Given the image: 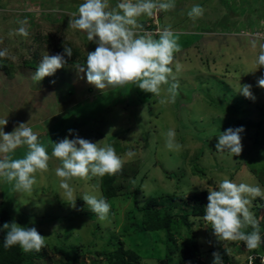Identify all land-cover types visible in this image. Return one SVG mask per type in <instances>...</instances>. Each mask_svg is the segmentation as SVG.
I'll use <instances>...</instances> for the list:
<instances>
[{"label":"rangeland","instance_id":"obj_1","mask_svg":"<svg viewBox=\"0 0 264 264\" xmlns=\"http://www.w3.org/2000/svg\"><path fill=\"white\" fill-rule=\"evenodd\" d=\"M119 2L109 0L110 7ZM81 3L83 0H0V50L6 48L9 57H14L0 58L7 64L6 71H0V119L8 120L3 130L11 133L20 123L29 122L34 132L42 129L48 133V137L39 138L48 145V153L52 151L51 141L75 139L78 135L93 143L105 139L102 143L112 144L118 155L124 156L129 150L135 155L118 172L120 194L107 200L111 208L103 220L82 198L84 193L103 197L101 178H73V197L69 199L60 188L61 178L55 174L61 166L58 158L52 157L48 170L36 174L37 183L30 192L13 191L12 186L0 181V214H10L12 222L35 227L47 237V246L33 264H111L116 259L110 256L120 245L137 253L139 264H213L212 254L217 251L224 264H247L249 257L264 253L261 246L249 250L242 241H219L202 218L191 216L190 230V223L178 217L183 215L180 211L192 213L194 196H204L208 204V189H214L225 177L264 188V88L257 85L258 78L264 76V67L259 68L256 62L264 49V0H175L173 10L139 18L143 30L155 39L169 26L180 34L181 50L175 54L180 71L176 75L179 89L186 92L183 90L174 103L166 104L134 84L100 90L87 82L86 71L80 73L76 64H66L39 82L31 78L37 67H27V61L35 60L39 65L44 55L63 54L65 47L72 48L78 55L76 60L86 68L87 52L94 51L97 44L88 41L85 32L69 27L71 14ZM194 5L205 9L203 16L195 20L187 14ZM25 18L28 35H18L17 20ZM214 79H218L214 85L219 80L224 84L214 86ZM240 83L252 85L255 100L238 92ZM202 84L205 89L212 88L211 105L204 92L190 93L189 88L197 89ZM233 91L249 103L237 102L250 114L236 119L243 120L236 127L245 130L241 133L243 150L239 156L216 149L218 135L237 116L228 110L234 101ZM74 93L76 101L70 97ZM86 95L94 97L82 101ZM75 102L77 107L69 110ZM191 126L199 133L214 129L217 133L199 139L189 133ZM169 129L175 130L176 140L182 145L179 151L166 147ZM26 152L27 147L21 146L13 156L21 158ZM140 168L135 184L139 185L140 178L144 180L135 190L131 182ZM95 185H99L98 190ZM151 197L164 202L175 199L173 204L178 206H167L172 208L171 213L178 212L170 221L173 235L167 229L143 231L148 214L137 207ZM154 210L166 208L157 206ZM252 211L260 222L264 244V199L256 198ZM190 237L196 240L200 257L186 263L180 250ZM60 247L75 250L71 263H66Z\"/></svg>","mask_w":264,"mask_h":264},{"label":"clouds","instance_id":"obj_2","mask_svg":"<svg viewBox=\"0 0 264 264\" xmlns=\"http://www.w3.org/2000/svg\"><path fill=\"white\" fill-rule=\"evenodd\" d=\"M174 8L175 0H120L115 7H110L109 0H83L77 12L71 14L69 27L85 32L88 41L95 42L97 47L87 52L86 68L80 64L75 67L80 73L86 71L87 82L100 90L134 84L140 90L160 97L161 104L174 103L180 87L176 75L180 65L175 59V54L181 50L180 34L169 26L160 30L159 38L155 39L138 22L143 15L151 17L156 11L166 12ZM204 11L202 6L194 5L187 14L195 20L202 17ZM17 23L20 27L16 34L27 36V18L17 20ZM72 55L70 47H65L63 54L44 55L31 78L39 82L54 75L67 64L65 56L70 58ZM5 57H9L6 48L0 50V58ZM256 62L259 68L264 67V49ZM257 85L264 88V76L258 78ZM251 89L252 85L240 83L238 92L255 100ZM162 91L165 92L163 96ZM7 123V119H0V181L12 186L16 192L32 191L37 183L36 174L47 171L49 160L55 157L61 161V166L55 169L56 176L61 178L60 188L71 199L73 188L70 181L73 178L114 175L122 171L128 158L135 155L131 150L124 156L118 155L112 144L102 143L105 139L93 143L78 135L75 139L51 141L52 152L49 155L48 145L39 140L29 122L20 123L11 133L3 130ZM242 132L244 128L239 127L220 133L217 152L239 156L243 150ZM21 146H26L27 152L21 158H14L15 150ZM166 147L170 151L182 148L173 129L166 133ZM95 188L98 190L99 185ZM258 197L264 199V188L258 183H237L225 177L216 183L214 189H208V204L202 219L211 226L219 241H242L247 249L255 250L262 243L260 222L252 211L253 201ZM82 198L101 220L108 216L111 205L105 198L89 193H84ZM72 205L75 206V201ZM249 227L251 231H247ZM0 231L6 232L5 248L18 245L28 253L39 252L47 246V237L35 227L21 226L13 221L4 223ZM212 255L213 264H224L220 252ZM252 260L253 257H249L250 264ZM261 264H264V256Z\"/></svg>","mask_w":264,"mask_h":264},{"label":"trees","instance_id":"obj_3","mask_svg":"<svg viewBox=\"0 0 264 264\" xmlns=\"http://www.w3.org/2000/svg\"><path fill=\"white\" fill-rule=\"evenodd\" d=\"M145 28V26H144ZM76 57H78V55L76 54V52H73L72 57H67L65 56V59L67 60V65H72V64H81L82 62H80L79 60H76ZM27 67L31 68V67H38V64H36L35 60H31L30 62L27 61L26 62ZM7 64L5 63H1L0 62V71H6L7 69ZM218 79H214L213 80V85L215 84V81ZM220 83H223L221 80H219ZM219 82L214 85V86H219ZM220 87V86H219ZM190 89V93H192V96L194 94H197L198 92H204L207 96L205 97V99L208 101V103L211 105L212 103V99L210 98V90L212 89H205L202 85H198L197 89L195 88H189ZM222 89V88H221ZM186 92V89H178L179 93H182V91ZM199 94V93H198ZM238 92L233 91V93H231V97L234 100L232 103L229 104L228 107V101L225 104V106H227L228 108L225 109V111L228 109L229 112L233 113V114H237L236 118L232 119L233 123H231V125H229L227 127V129L229 128H239L236 127L237 123H243L241 120V122H238L236 119L239 116H241L242 118H245V115H250L249 112L247 113L245 111V109H243V106H239L237 105V102H242L243 104H245V102H247V100L240 98L241 96H238ZM191 96V99H192ZM230 96V95H229ZM186 98V97H185ZM191 99L186 98L187 101H190ZM179 101L177 102V107H179L178 105ZM248 103V102H247ZM180 104V103H179ZM213 105V104H212ZM249 105V103H248ZM224 106V107H225ZM217 120H219V118H217L214 123H217ZM240 121V120H239ZM235 124V125H234ZM237 124V125H239ZM241 125V124H240ZM189 128V127H187ZM226 129V130H227ZM216 129H214L213 131H209V132H201L199 133L198 131L194 130V127H190L189 129V133L194 134L195 137H198L199 139H201L203 136L211 134V133H215ZM217 133V132H216ZM245 133L242 132V134ZM140 171L141 168L138 170L137 174H135L134 180L131 182V185H135V190H137V188H139L142 183L144 178H140V183L137 186L135 184V182L137 183L136 180H138L139 175H140ZM101 179V189L103 192V198H105L106 200H113L114 198H117L120 194V188L119 185L117 184V180H118V173L114 174V175H105L103 177H100ZM169 197V196H167ZM193 200V209H192V213L188 214V212H184V211H180V213H183V215L178 216L176 212L175 214L170 212V209L167 206H178L175 203V199H172L170 201H162L159 197H151L147 200V202L141 206V207H137L140 211H142L143 213H147L148 214V218H146V220H144L143 224H142V229L143 231H147V232H157L163 229H167L169 230L170 235H173V222H170L172 220L173 217H181L183 220H185V222H189V217L194 216L196 217H201L204 215V209L207 206V201L206 198L204 196H194ZM178 202H181V200H178ZM157 206H163V208L165 207L166 210H154L155 207ZM12 222V218L10 216V214H0V229H2L3 224L4 223H11ZM191 230L192 225L190 223V225L188 226ZM191 233V232H190ZM6 235V232L4 231H0V264H33V260L36 257H41L40 251L36 252V251H32V252H28L25 253L18 245L17 246H13L11 248H5L4 247V236ZM261 248H264V244L260 245ZM59 249H61V251H63V254L65 256V260L67 261L66 263H71L70 259L71 256L76 255L75 250H73V248L71 247V249H66L64 250L63 247H60ZM256 255H258L256 258L253 259L252 264H261V257L264 256V253H257ZM115 258V262H111V264L116 263V264H130V261H135L137 262V264H139V255L135 252L132 251H128L124 248L123 245H120L117 252L114 253L113 255L111 254L110 258ZM180 257L182 258V260H184L186 263L188 262H192L193 260H195L196 258L200 257V251H199V247L197 245V242L194 238H191L188 241L183 242L182 246H181V250H180ZM247 264H250V261L247 262Z\"/></svg>","mask_w":264,"mask_h":264},{"label":"crops","instance_id":"obj_4","mask_svg":"<svg viewBox=\"0 0 264 264\" xmlns=\"http://www.w3.org/2000/svg\"><path fill=\"white\" fill-rule=\"evenodd\" d=\"M75 94L76 93H74L73 95H71L70 97H71V99H75V101H76V98H75ZM91 97H94V96H89V95H86V97H84L83 99H82V101H87V99L89 100ZM80 100V99H79ZM118 103H119V101H118ZM77 107V102H75L74 104H72L71 105V107H68L69 108V110H74L75 108ZM80 130H85V129H80ZM44 132V133H43ZM36 133L38 134V138H40V137H42V136H44V135H46L47 137H48V133L47 132H45V131H42V129L41 130H37L36 131ZM71 136H73V134L71 135ZM67 137V136H66ZM65 138V137H64ZM63 138V139H64ZM60 140V139H59ZM52 152V151H51ZM51 152H49V155H51ZM119 153V152H118ZM54 159H56L55 157H53ZM119 197V196H118ZM117 197V198H118ZM114 199H116V198H114ZM113 199V200H114Z\"/></svg>","mask_w":264,"mask_h":264},{"label":"built area","instance_id":"obj_5","mask_svg":"<svg viewBox=\"0 0 264 264\" xmlns=\"http://www.w3.org/2000/svg\"><path fill=\"white\" fill-rule=\"evenodd\" d=\"M256 257H257V256H254L253 259L256 258ZM252 261H253V260H252ZM252 261H251V264H252Z\"/></svg>","mask_w":264,"mask_h":264}]
</instances>
